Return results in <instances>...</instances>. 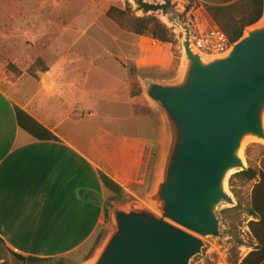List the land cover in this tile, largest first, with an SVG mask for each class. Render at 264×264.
<instances>
[{"label": "crops", "instance_id": "obj_1", "mask_svg": "<svg viewBox=\"0 0 264 264\" xmlns=\"http://www.w3.org/2000/svg\"><path fill=\"white\" fill-rule=\"evenodd\" d=\"M199 1L226 5L236 0ZM22 17L15 21L0 18V43L13 38L16 29L17 44L26 38L39 41L32 59L41 63L29 72V67L22 66L28 56L18 50L23 71L12 83L15 98L0 88V238L23 255L82 254L104 227L106 198L112 194L100 172L125 191H136L139 182L145 187L153 168L145 196L151 191L162 143L161 119L154 107L141 109L130 96L124 71L98 68L110 82L102 86L90 83V69L83 64L85 55L70 50L73 40L69 38L75 35L72 23L67 26L65 21L59 25ZM78 21L75 25L81 32ZM54 29L70 43L60 40L58 49L56 38L49 34ZM64 42L67 46L61 49ZM16 106L59 139L33 138L19 126ZM142 119L150 121V131ZM253 163L264 172V151ZM260 179L258 174L255 180L238 185V189L245 188L242 200L236 199L248 238L241 245L246 250L241 259L254 249L264 251V183L253 193Z\"/></svg>", "mask_w": 264, "mask_h": 264}, {"label": "water", "instance_id": "obj_2", "mask_svg": "<svg viewBox=\"0 0 264 264\" xmlns=\"http://www.w3.org/2000/svg\"><path fill=\"white\" fill-rule=\"evenodd\" d=\"M173 16L184 32L180 74L142 80L162 126L153 187L110 207L111 229L80 264H191L203 238L224 236L218 209L238 204L227 183L248 168L246 142H264V15L215 55Z\"/></svg>", "mask_w": 264, "mask_h": 264}, {"label": "rangeland", "instance_id": "obj_3", "mask_svg": "<svg viewBox=\"0 0 264 264\" xmlns=\"http://www.w3.org/2000/svg\"><path fill=\"white\" fill-rule=\"evenodd\" d=\"M137 0H0V10H8V12L0 11V18L7 17L10 21H15L17 18L25 20H47L55 21L61 25L62 21L67 23V26L73 24L72 30L74 36L69 38L73 40L70 50L81 52L85 55L83 64L90 69V83L102 86L108 84L109 80L103 79L102 73L98 68L109 69L112 72L120 69L125 72L124 78L128 84L129 94L135 98L137 105L142 109H149L152 105L142 92L141 95L132 96V83L135 78L140 82L145 78H157L164 80H175L180 74V67L184 63V51L182 41L184 32L182 27L176 22L173 14L177 13L181 19L188 23L194 34L198 35L201 32L209 33L216 27L215 22L207 12L206 7L199 0H171L172 6L168 13L157 11L155 15L167 25L174 34L175 42L162 43L148 35H138L129 30L122 29L117 23L111 20L106 12L110 6L119 8H130L136 16H144L143 10L138 8ZM149 3H165L166 0H144ZM21 8V12L19 9ZM82 9L81 11H79ZM32 11V12H31ZM2 12V13H1ZM34 14L32 15V13ZM81 12V13H80ZM21 13V15H20ZM6 19V18H5ZM79 20V21H78ZM78 21L81 28L75 25ZM77 24V23H76ZM83 29V31H82ZM50 32L57 40L56 47L59 46L60 40H67L62 36L58 29ZM79 30V31H78ZM14 36L7 43H0V88L7 91L15 98V88L12 83H15L20 78V73L23 71L22 66L29 67L28 71L33 72L36 66H39L41 60L33 62L32 54L39 50V41L32 38L21 40L17 44L16 29ZM77 34V35H76ZM45 34L44 36H46ZM42 46V44H41ZM67 44L64 42L61 49H65ZM23 48V49H22ZM59 49V48H58ZM18 50H24L28 58L22 62L19 67L17 54ZM184 65V64H183ZM100 74V75H98ZM105 81V82H103ZM143 91V89H142ZM146 123V128L151 130L150 121L142 119ZM245 149V150H244ZM264 151V142L256 140H248L243 148V155L248 162H255L256 157L260 152ZM148 155V154H147ZM156 158L153 153L152 161ZM154 163V162H153ZM154 167V164H153ZM146 168V165L145 167ZM152 169L147 175L145 187L136 191H125L124 199L112 200V195L106 198V206L110 213V207L115 204H125L133 200H142L146 191L150 186L146 187L152 180ZM144 171L141 173V179L144 177ZM231 175L228 179L227 186L234 196L241 201L244 197L245 188L238 189V192L233 191L230 185ZM239 184V182H238ZM109 194V195H110ZM141 198V199H139ZM233 208V207H232ZM228 206L219 207V216L222 220L221 231L224 234L223 238L206 237L203 238L205 247L202 254L197 255L191 264H232L233 259L239 256L242 258L243 251L240 240H247V236L243 231V216L239 208L238 216L234 211H229ZM225 211V212H224ZM234 216L233 219L228 217ZM110 217V216H109ZM232 218V217H231ZM111 220L108 219L104 228L103 236L111 229ZM94 240L88 244L82 254L76 256L77 260H81L83 256L90 250ZM0 264H19L10 254H7L5 260L0 261Z\"/></svg>", "mask_w": 264, "mask_h": 264}, {"label": "trees", "instance_id": "obj_4", "mask_svg": "<svg viewBox=\"0 0 264 264\" xmlns=\"http://www.w3.org/2000/svg\"><path fill=\"white\" fill-rule=\"evenodd\" d=\"M138 8L143 10L144 16H136L130 8H119L117 6H110L106 15L117 23L122 29L129 30L138 35H148L155 40L162 43L175 42L174 34L171 29L165 25L155 15L157 11L168 13L169 8L172 6L171 0H166L165 3H149L144 0H137ZM207 12L216 24V27L223 31L230 39L231 43L237 41L244 33L247 26L258 22L264 15V0H236L230 4L217 5L203 3ZM133 87L132 96L142 94V87L140 82L135 78L131 84ZM16 115L19 126L27 131L33 138L39 140H58L59 138L46 126L36 120L27 111L15 107ZM260 174V182L254 186L253 193L264 183V172L260 171L255 163L249 162V168L244 171L233 174L230 180V185L235 193L238 192V182H251L255 180ZM100 178L110 191H112V200L124 199V188L119 185L115 180L104 172H100ZM240 204L236 207L229 208V211H234L238 216ZM225 212V211H224ZM232 217V218H231ZM228 217L233 219L234 216ZM109 219V211L106 206V221ZM106 225V223H105ZM104 227L98 231L94 236L93 244L90 250L83 256L81 260H77L76 256L80 253H72L70 255H61L53 257H37L32 255H23L10 249L0 238V261L5 260L7 254H10L19 264H80L93 254L96 247L99 245ZM244 243L243 240L239 241V245ZM264 260V251H257L256 249L248 253L243 259L236 257L233 259L232 264H258Z\"/></svg>", "mask_w": 264, "mask_h": 264}, {"label": "built area", "instance_id": "obj_5", "mask_svg": "<svg viewBox=\"0 0 264 264\" xmlns=\"http://www.w3.org/2000/svg\"><path fill=\"white\" fill-rule=\"evenodd\" d=\"M209 33L201 32L196 35L192 32V41L195 47L205 55L221 54L231 46L229 37L217 27Z\"/></svg>", "mask_w": 264, "mask_h": 264}, {"label": "bare ground", "instance_id": "obj_6", "mask_svg": "<svg viewBox=\"0 0 264 264\" xmlns=\"http://www.w3.org/2000/svg\"><path fill=\"white\" fill-rule=\"evenodd\" d=\"M245 150V149H244Z\"/></svg>", "mask_w": 264, "mask_h": 264}]
</instances>
